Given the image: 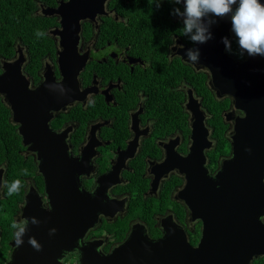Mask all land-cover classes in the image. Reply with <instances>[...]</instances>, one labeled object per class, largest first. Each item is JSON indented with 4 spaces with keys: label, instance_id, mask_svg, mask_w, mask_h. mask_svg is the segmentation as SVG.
<instances>
[{
    "label": "flooded vegetation",
    "instance_id": "obj_1",
    "mask_svg": "<svg viewBox=\"0 0 264 264\" xmlns=\"http://www.w3.org/2000/svg\"><path fill=\"white\" fill-rule=\"evenodd\" d=\"M60 1L36 0L40 20L34 40L15 35L12 47L0 54V75L8 78L2 81L0 106L19 167L11 181L8 158L0 162V201L7 190L23 191L13 237L26 223L22 208L29 192L50 208L49 185L95 194L103 207L78 244L63 251V264H78L81 252L94 247L108 255L133 233L154 243L165 239L170 251L184 240L198 247L206 213L194 214L189 200L199 201L207 185L226 183L245 191L234 204L241 214L244 210L252 233L263 229L264 242V151L253 147L263 146L264 138L258 135L240 151L248 113L223 82H232L235 63L246 62L260 47L252 0L244 20L256 44L233 46L240 26L235 15L225 54L214 53L209 63L193 52L200 26L198 19L183 17L184 0H161L165 6L137 29L130 24L132 14L117 0H106L93 19L81 20L75 36L61 16L46 12ZM147 1L152 0L135 5L153 4ZM74 62L81 64L76 74ZM14 94L22 102L18 117ZM3 239L0 228V249ZM250 264H264V253Z\"/></svg>",
    "mask_w": 264,
    "mask_h": 264
},
{
    "label": "water",
    "instance_id": "obj_2",
    "mask_svg": "<svg viewBox=\"0 0 264 264\" xmlns=\"http://www.w3.org/2000/svg\"><path fill=\"white\" fill-rule=\"evenodd\" d=\"M105 1L62 0L56 8L46 12L61 16L63 27H71L75 36L81 20L93 19L97 12L103 11ZM237 1L209 0V4L205 5L184 0L187 10L183 17L190 21L198 19L200 26L193 52L200 54L207 63L214 53L224 55L228 40L234 37L232 28L235 27L234 7ZM251 4L257 12L253 20L261 36L260 47L250 53L246 62L235 63L237 67L231 69L232 82L229 79L223 81L233 90L237 105L248 113V129L245 134L240 131L241 152L249 140L257 141L258 135L264 138V132H259L264 128V0H252ZM80 67L81 64L74 62V74ZM3 78L8 79L5 74L0 75V91H4ZM73 82L76 84L75 75ZM29 93L32 95V92ZM10 99L18 117L22 102L16 94ZM253 147L256 151H264V145L258 147L254 144ZM221 177L225 175L222 173ZM205 189L208 193L202 194L199 201L189 200L194 214L202 213L201 209L206 213L205 229L198 247L184 240L175 251H170L166 249L165 239L154 243L133 233L108 255L100 253L95 247L82 251L78 264H250L255 256L264 253V242L259 239L263 229L259 227L252 233L251 222L242 217L244 210L241 214V206L234 204V199L245 198V191L226 183L220 187L207 185ZM46 193L50 208L43 206L33 190L25 196L22 215L26 223L10 241L12 252L7 264H63V251L73 249L103 211L92 193L72 188L55 190L49 185Z\"/></svg>",
    "mask_w": 264,
    "mask_h": 264
},
{
    "label": "trees",
    "instance_id": "obj_3",
    "mask_svg": "<svg viewBox=\"0 0 264 264\" xmlns=\"http://www.w3.org/2000/svg\"><path fill=\"white\" fill-rule=\"evenodd\" d=\"M36 0H0V54L5 53L7 46L12 47L15 41V35L23 34L25 40L35 38L37 32V24L40 18L34 14V6ZM119 7L126 14H132L134 28H138L142 23H147L146 19L157 12V8L161 9L165 6L161 0H152V3L147 7H138L135 2L140 0H117ZM144 0H141L143 2ZM208 1V0H202ZM236 22L240 24L235 30L234 47L240 46L243 42L254 45L257 42L256 36L251 28L245 23L244 15L249 11V0L242 2L234 9ZM117 24V23H116ZM139 24V25H138ZM136 25H138L136 27ZM36 26V29H35ZM122 26V25H121ZM123 28V27H122ZM135 29V30H136ZM135 30L133 32H135ZM7 116L3 113L0 106V162L7 157L10 163L9 172L12 174L10 180L16 179L19 171L18 163L16 162L17 150L16 141L10 135L7 129ZM7 198L0 201V228L3 230V247L0 249V264H6L8 259V251L11 250L9 241L13 237L12 229L16 225L14 215L17 210V201L22 197L21 190H7Z\"/></svg>",
    "mask_w": 264,
    "mask_h": 264
},
{
    "label": "rangeland",
    "instance_id": "obj_4",
    "mask_svg": "<svg viewBox=\"0 0 264 264\" xmlns=\"http://www.w3.org/2000/svg\"><path fill=\"white\" fill-rule=\"evenodd\" d=\"M9 255V254H8ZM8 259H9V256H8Z\"/></svg>",
    "mask_w": 264,
    "mask_h": 264
}]
</instances>
